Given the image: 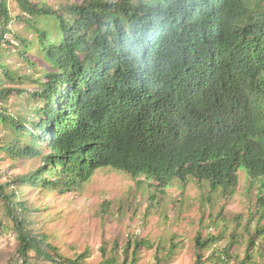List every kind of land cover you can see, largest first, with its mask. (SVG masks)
Returning <instances> with one entry per match:
<instances>
[{
	"label": "trees",
	"instance_id": "obj_1",
	"mask_svg": "<svg viewBox=\"0 0 264 264\" xmlns=\"http://www.w3.org/2000/svg\"><path fill=\"white\" fill-rule=\"evenodd\" d=\"M14 1L20 13L12 16L8 0H0V152L39 165L1 184L0 202L22 262L33 256L50 264H88L90 253L67 257L48 235L35 232L20 188L73 193L111 169L146 184L150 200L194 183L207 202H226L244 168L248 187L257 188L258 207L246 221L256 228L244 258L236 261L231 253L241 240L236 227L223 248L222 235L198 232L193 264H259L264 0ZM7 46L25 72L2 61ZM13 98L26 107L15 110ZM215 225L212 218L209 226ZM141 248L155 245L135 237L121 256L102 249L98 264H138ZM174 250V244L164 255L157 250L156 264L167 263Z\"/></svg>",
	"mask_w": 264,
	"mask_h": 264
},
{
	"label": "rangeland",
	"instance_id": "obj_2",
	"mask_svg": "<svg viewBox=\"0 0 264 264\" xmlns=\"http://www.w3.org/2000/svg\"><path fill=\"white\" fill-rule=\"evenodd\" d=\"M49 5L69 3L74 0H43ZM8 10L12 16L20 13L17 3L8 0ZM15 31L24 33L19 23L11 24ZM13 43L12 35L5 36ZM4 46V45H3ZM2 61L11 68L25 72L12 53L11 47L1 49ZM15 110L25 108L17 99L10 101ZM4 132L0 129V143ZM39 161H13L0 152V185L10 182L16 176L38 167ZM238 187L235 195L228 201L212 199L207 202L206 194L200 192L196 184L190 183L184 191L174 186L165 193L152 192L146 184L140 186L128 175L111 169L98 171L90 182L77 192L59 194L53 192L30 191L20 188V199L33 210L29 214L31 228L35 232L45 233L49 240L67 257L89 249L88 264H98L101 250L106 255H122L129 239L146 240L155 248H141L138 251V264H156L157 250L164 255L163 249L175 250L170 260L164 264H193L195 259L194 238L198 232L202 236L222 235L219 247L223 248L232 241V235L241 237L234 244L231 253L236 261L245 256L246 243L255 235L256 223L246 224L251 212L257 211V188L248 187L246 170L237 172ZM12 187H9L10 190ZM36 211V212H35ZM215 227L209 226L212 218ZM238 227V232L234 229ZM256 262L264 264V238ZM16 232L7 219L6 211L0 202V264H50L36 261L33 256L23 263L17 255ZM133 247L129 248V254ZM234 262L230 263L233 264ZM212 264V263H209Z\"/></svg>",
	"mask_w": 264,
	"mask_h": 264
}]
</instances>
